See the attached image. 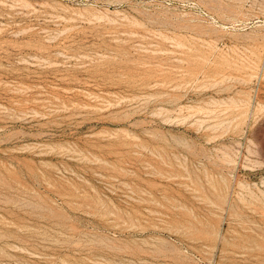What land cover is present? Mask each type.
Returning a JSON list of instances; mask_svg holds the SVG:
<instances>
[{"label":"rangeland","instance_id":"rangeland-1","mask_svg":"<svg viewBox=\"0 0 264 264\" xmlns=\"http://www.w3.org/2000/svg\"><path fill=\"white\" fill-rule=\"evenodd\" d=\"M0 264H264V0H0Z\"/></svg>","mask_w":264,"mask_h":264}]
</instances>
